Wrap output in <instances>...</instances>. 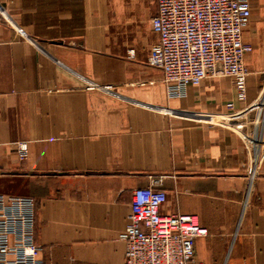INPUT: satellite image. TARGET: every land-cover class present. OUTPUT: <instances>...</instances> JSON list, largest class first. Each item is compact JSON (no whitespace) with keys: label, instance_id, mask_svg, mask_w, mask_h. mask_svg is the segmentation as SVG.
I'll use <instances>...</instances> for the list:
<instances>
[{"label":"crops","instance_id":"crops-1","mask_svg":"<svg viewBox=\"0 0 264 264\" xmlns=\"http://www.w3.org/2000/svg\"><path fill=\"white\" fill-rule=\"evenodd\" d=\"M250 1L242 97L224 76L169 94L148 62L157 0H0V193L35 199L43 264H126L133 193L156 178L165 213L208 229L201 263L264 264V0Z\"/></svg>","mask_w":264,"mask_h":264},{"label":"built area","instance_id":"built-area-1","mask_svg":"<svg viewBox=\"0 0 264 264\" xmlns=\"http://www.w3.org/2000/svg\"><path fill=\"white\" fill-rule=\"evenodd\" d=\"M251 16L250 0H157L152 25L159 42L148 62L162 69L169 94L181 96L209 76H224L232 78L245 97V58L253 48L243 34ZM17 152L26 159L28 143L19 142ZM160 183L156 178L133 193L131 219L120 234L126 264H203L195 242L208 229L196 215L165 213L168 195ZM41 252L35 199L0 193V264H43Z\"/></svg>","mask_w":264,"mask_h":264}]
</instances>
